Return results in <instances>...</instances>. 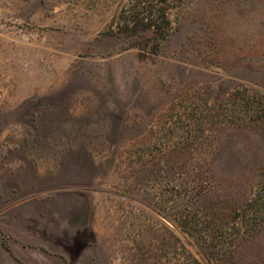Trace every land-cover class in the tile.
Masks as SVG:
<instances>
[{"label": "rangeland", "instance_id": "obj_1", "mask_svg": "<svg viewBox=\"0 0 264 264\" xmlns=\"http://www.w3.org/2000/svg\"><path fill=\"white\" fill-rule=\"evenodd\" d=\"M140 1L0 0L1 264L28 233L68 264H215L206 229L253 197L264 0ZM150 5L161 30L126 26ZM226 264H264V229Z\"/></svg>", "mask_w": 264, "mask_h": 264}, {"label": "trees", "instance_id": "obj_2", "mask_svg": "<svg viewBox=\"0 0 264 264\" xmlns=\"http://www.w3.org/2000/svg\"><path fill=\"white\" fill-rule=\"evenodd\" d=\"M141 1L140 4L144 0ZM154 10L151 5L149 8L147 6L141 7L140 10L125 19L126 26L132 24V29L134 28V30L140 27L141 30L148 29L153 33L161 30L163 27L160 26L159 18L162 17H160L159 13L157 18H155L156 13H153ZM262 122L264 126V120ZM262 168L261 178L256 191L253 193V197L237 208L234 213L232 218L233 227H229L227 222L218 223L216 227L206 229L204 236L200 237L203 240L199 244L200 249L206 258L210 261L212 260L215 264H226L232 258L234 248L237 247L240 240L251 237L264 229V165ZM189 216L188 214V218L191 220ZM191 222L182 226L188 233L194 234L195 231L191 229L194 224ZM224 228L230 234V241L227 239V241L225 239L222 240V236L219 234ZM198 232L202 235L200 231Z\"/></svg>", "mask_w": 264, "mask_h": 264}, {"label": "crops", "instance_id": "obj_3", "mask_svg": "<svg viewBox=\"0 0 264 264\" xmlns=\"http://www.w3.org/2000/svg\"><path fill=\"white\" fill-rule=\"evenodd\" d=\"M19 239L8 245L5 264H68L44 243L46 238L38 233H28L26 237Z\"/></svg>", "mask_w": 264, "mask_h": 264}]
</instances>
